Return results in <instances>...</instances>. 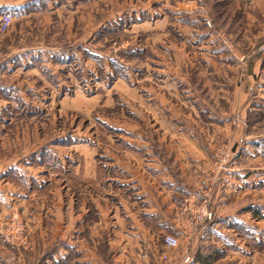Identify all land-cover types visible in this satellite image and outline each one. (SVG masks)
<instances>
[{
    "label": "rangeland",
    "instance_id": "374dc122",
    "mask_svg": "<svg viewBox=\"0 0 264 264\" xmlns=\"http://www.w3.org/2000/svg\"><path fill=\"white\" fill-rule=\"evenodd\" d=\"M12 2L27 12L0 31V172L22 171L0 173V195L24 201L2 206L0 264H134L116 238L108 249L97 208L117 205L107 153L154 134L155 120L173 135L215 131L206 172L250 181L220 190L231 208L193 200L211 213L198 223L203 262L264 264V0H0V18ZM76 149L93 152L97 188L71 185ZM85 198L96 231L76 248L87 255L69 244L70 200Z\"/></svg>",
    "mask_w": 264,
    "mask_h": 264
},
{
    "label": "crops",
    "instance_id": "0c3cea01",
    "mask_svg": "<svg viewBox=\"0 0 264 264\" xmlns=\"http://www.w3.org/2000/svg\"><path fill=\"white\" fill-rule=\"evenodd\" d=\"M25 8L22 3H6L3 12L21 19L27 12ZM152 125L157 127L152 130L154 134L128 136L123 140L125 150L107 153L110 178L103 182L107 188L116 186L117 205L111 208V216L105 214V209L97 208L99 224L106 232V245L111 249L113 243L109 240L116 238V255H132L134 264H161V254L168 256L165 264H205V227L191 223L193 200L208 199L210 206L218 199L219 205L223 203L221 206L231 208L234 204L219 199L220 190L224 188V191H231L241 181L244 184L250 181L245 179V174L234 170L225 171L218 178L206 172L209 162L206 159L213 157L212 149L221 143L215 131L212 130L211 135H188L183 131L173 135L167 133L165 126L158 120L153 121ZM224 142L229 145L231 138H225ZM76 153L82 160H77ZM75 154L76 159L70 156L69 159L73 160L68 165L69 181L74 190L97 188L103 182L99 179L100 171L93 159V152L76 149ZM21 169L8 165L0 173L11 176L12 173L21 172ZM4 186L7 187L8 183ZM124 193H128L129 198ZM19 196L22 195L4 191V195H0V213L4 212L3 208L5 211L12 208L15 201L20 205L24 200L17 199ZM71 203L74 209H70L69 244L75 251L82 250L87 255L89 246L83 243L84 249H78L76 241L94 238L93 231L96 229H93L87 205H92V199H80L78 202L71 199ZM107 212L109 214V210ZM165 233L175 236L178 241L183 238L185 245L178 252L165 251L162 245ZM184 257H189L190 262L184 263Z\"/></svg>",
    "mask_w": 264,
    "mask_h": 264
},
{
    "label": "built area",
    "instance_id": "2783aa9c",
    "mask_svg": "<svg viewBox=\"0 0 264 264\" xmlns=\"http://www.w3.org/2000/svg\"><path fill=\"white\" fill-rule=\"evenodd\" d=\"M11 24V17L7 14H4L1 18H0V31L1 32H6L9 28ZM192 219H193V223L198 224L203 222L205 219H208L211 217V213L207 212L206 209L204 208V206H199V208L197 209V211H195L193 213ZM162 244L163 246L168 249V250H174L177 248L178 246V240L176 237L172 236V235H165L162 238ZM190 260L189 257H186L184 259L185 262H188Z\"/></svg>",
    "mask_w": 264,
    "mask_h": 264
}]
</instances>
